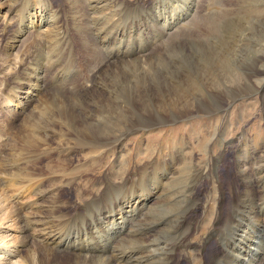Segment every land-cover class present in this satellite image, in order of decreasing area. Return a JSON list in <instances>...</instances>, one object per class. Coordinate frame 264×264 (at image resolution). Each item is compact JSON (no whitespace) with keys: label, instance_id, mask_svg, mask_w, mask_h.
Here are the masks:
<instances>
[{"label":"rangeland","instance_id":"1","mask_svg":"<svg viewBox=\"0 0 264 264\" xmlns=\"http://www.w3.org/2000/svg\"><path fill=\"white\" fill-rule=\"evenodd\" d=\"M95 1L97 11L88 1L52 0L41 17L51 23L52 39L48 26L38 28L45 33L27 28L25 0H7L0 17V238H7L0 240V260L19 261L29 248L38 253L36 243L95 257L82 264L107 263L97 257L109 264H264V0ZM27 89L29 104L16 105ZM43 95L47 103L35 108ZM53 119L74 139L40 129ZM84 141L102 146L77 145ZM182 167L196 195L164 192ZM146 191L155 192L153 207L124 213L125 203ZM111 217L122 218L119 226L109 225ZM246 224L256 230L255 249L248 263H236L226 248L232 231ZM36 227L59 243L39 242ZM128 238L137 240L134 246ZM18 240L30 241L28 247ZM130 253L136 258L129 260Z\"/></svg>","mask_w":264,"mask_h":264},{"label":"bare ground","instance_id":"2","mask_svg":"<svg viewBox=\"0 0 264 264\" xmlns=\"http://www.w3.org/2000/svg\"><path fill=\"white\" fill-rule=\"evenodd\" d=\"M24 1V0H23ZM27 0H25V3L24 4H22V7H23V5H24V7H25V9H26V11L28 12L27 13V15H26V21L28 22V24L30 25L29 27H27L28 29L29 28H31V29H33L34 28V30L36 31V32H39V33H42V32H44L45 33V29L44 30H40V29H38V28H40L41 27V25H45V26H48L49 28H47V29H50V31L48 32H46V37L48 38V39H50L52 36H50V34L51 33H53L52 32V30H51V28L52 27H50L51 25V23L50 24H48L49 22L47 21H45V23L46 24H44V22L42 21V18L41 17H43L42 16V12H45V10H49L48 12H50V10L52 9V7H53V5H52V0H28L29 2H26ZM75 2H74V4L75 5H77V3L78 2H87V3H89L88 4V6L87 7H91V9H96L97 8V5L99 4V3H96V1L95 0H74ZM99 1V0H98ZM123 2H127V0H122ZM15 2V0H12V4ZM86 3V4H87ZM137 4H139V1L137 2ZM11 5V4H10ZM83 5H81V7H82ZM7 8V10L6 11H8V9L10 8L9 7V4H7V0H2V2H1V0H0V17H1V15H2V13H3V10L4 9H6ZM12 8V7H11ZM83 8V7H82ZM99 8V7H98ZM98 8L96 9V11L98 10ZM74 9H77V11L78 10H80L79 8H74ZM85 9V8H84ZM90 9V10H91ZM11 10V9H10ZM83 10V9H82ZM76 11V10H75ZM87 11V10H86ZM85 11V12H86ZM93 11V10H92ZM80 12H82V11H80ZM94 12V11H93ZM47 13V12H46ZM78 13V12H77ZM96 13V12H95ZM47 14H50V13H47ZM47 14H46V16H47ZM91 14H92V12H91ZM87 15V14H86ZM50 16H51V14H50ZM53 16V15H52ZM81 16H84V14L83 15H81ZM88 16H89V12H88ZM45 18V17H44ZM97 18V17H96ZM50 19V18H49ZM48 19V20H49ZM44 20V19H43ZM165 20V19H164ZM82 21V20H81ZM102 21H103V19H102ZM107 21V20H106ZM37 22V23H36ZM165 22V21H164ZM37 24L36 26L34 25V24ZM65 23V22H64ZM90 23V22H89ZM99 24H101L100 22H99ZM54 26V25H53ZM81 27V26H80ZM93 27V26H92ZM18 28V27H17ZM25 28V27H24ZM23 28V29H24ZM104 28V27H103ZM27 29V30H28ZM36 29H38V30H36ZM80 29V28H79ZM82 29V28H81ZM76 30V29H75ZM74 30V31H75ZM81 31V30H80ZM84 32V31H83ZM25 33V32H24ZM27 33V32H26ZM22 28L21 29H19V31L17 32V35L14 37V39H13V41H12V43H11V46H10V52L9 53H11V54H13V52H11V51H14L17 47H18V43H21V41L22 40H20V38H21V36H22ZM62 34V33H61ZM55 35V34H54ZM79 35H80V33H79ZM82 35V34H81ZM109 35V34H108ZM124 35V34H123ZM41 36V35H40ZM45 36V35H44ZM48 36H50V38L48 37ZM23 37V36H22ZM53 38H55V37H53ZM52 39V38H51ZM55 39H57V37L55 38ZM54 39V40H55ZM58 40H60L59 38H58ZM56 41V40H55ZM51 42V41H50ZM89 42V41H88ZM95 42V41H94ZM56 43H57V41H56ZM87 43V42H86ZM45 44V43H44ZM49 44V43H48ZM54 45V44H53ZM56 45V44H55ZM54 45V46H55ZM92 45V44H91ZM50 46V45H49ZM59 46V45H58ZM85 46V45H84ZM90 47V46H89ZM39 48V47H38ZM88 48V47H87ZM85 49V48H84ZM64 51V50H63ZM114 51V50H113ZM87 52V51H86ZM38 53V52H37ZM36 55V54H35ZM100 57V56H99ZM106 60V59H105ZM105 60H104V62H105ZM133 61H141V60H133ZM130 62V61H129ZM211 62V61H210ZM213 62V61H212ZM234 63H235V61H234ZM51 64V63H50ZM105 64V63H104ZM134 64V63H133ZM106 65L107 64H105V67H106ZM123 65V64H122ZM135 65H138L137 67L140 69V64L139 63H135ZM151 65V64H150ZM189 67V66H188ZM99 68V67H98ZM103 69V68H102ZM116 69V68H115ZM10 71V70H9ZM101 71V70H100ZM98 72V71H97ZM220 72V71H219ZM45 77V76H44ZM116 77V76H115ZM158 79V78H157ZM43 81V80H42ZM120 82V81H119ZM32 83V82H31ZM37 84V83H36ZM28 85V84H27ZM37 85H39V84H37ZM24 86V85H23ZM33 86V85H32ZM125 86V85H124ZM27 87V86H26ZM25 87V88H26ZM30 87V86H29ZM22 88V87H21ZM35 88V87H34ZM78 88V87H77ZM104 88V87H103ZM102 88V89H103ZM125 88H127L126 86H125ZM31 89H32V87H31ZM36 89V88H35ZM68 89V88H67ZM28 90V91H27ZM25 92H21V94H22V97H20V98H18V100H17V104L16 105H23V104H25V106H27L28 104H29V100H31V99H29V97H30V91H29V89H27ZM23 91V90H22ZM58 91V90H57ZM61 91H62V89H61ZM67 91V90H66ZM36 92V91H35ZM19 93V92H18ZM101 93V92H100ZM20 94V93H19ZM32 94V93H31ZM37 94V93H36ZM49 94V93H48ZM101 94H104V97H106L107 96V92H105L104 91V93H101ZM14 95V94H13ZM15 95H16V93H15ZM32 95H34V93L32 94ZM38 95V94H37ZM41 95H42V93H41ZM51 95V94H50ZM40 96V95H39ZM38 96V97H39ZM15 97H17V96H15ZM47 98H48V96H47ZM17 99V98H16ZM29 99V100H28ZM36 99V98H35ZM32 100H33V97H32ZM104 100L108 103L109 102V100L107 99V98H104ZM39 102H37V105L35 106V108H37V107H42L43 106V104L45 103H47V99H46V97H45V95H43L39 100H38ZM16 102V101H15ZM32 102V101H31ZM35 104V103H34ZM16 105H15V107H16ZM56 105V104H55ZM31 106V105H30ZM14 108V107H13ZM26 108V107H25ZM34 107L32 108V112L34 111V109H35ZM119 110V112L121 113L122 112V110L120 111V109H118ZM60 111V110H59ZM31 112V113H32ZM40 114V113H39ZM38 114V115H39ZM124 114V113H123ZM121 116V115H120ZM37 119V118H36ZM35 122H36V120H34ZM49 121H51L50 123H49V125H45V126H43V128H40V129H42V130H52V131H55V132H57V134H61V135H67V136H69L71 139L70 140H73L74 139V137H72V132H71V128L69 127V126H67V125H65V123L62 121V120H49ZM156 121V120H155ZM75 122V121H74ZM151 122H154V120H150V121H148V122H145V123H147V124H149V123H151ZM46 123H48V122H46ZM32 124V123H31ZM44 125V124H43ZM41 126V125H40ZM88 127V126H87ZM39 128H37V129H39ZM89 128V127H88ZM47 132V131H46ZM33 135V134H32ZM20 136V135H19ZM122 136V135H121ZM33 138V137H32ZM60 138V137H59ZM120 137H117L116 139H115V137L113 138V139H115L114 140V142L113 143H116L117 142V140L119 139ZM36 139V138H35ZM33 140V139H32ZM40 140V139H39ZM42 140V139H41ZM68 140V139H67ZM66 140V141H67ZM104 140V139H103ZM28 141V140H27ZM60 141H62V139L60 140ZM29 142V141H28ZM85 142V141H84ZM31 143V142H30ZM29 143V145H31ZM41 143V142H40ZM61 143V142H60ZM63 143H67V142H65V141H63ZM109 143V142H108ZM113 143H111V144H113ZM32 144H35L34 142L32 143ZM61 145V144H60ZM77 145H83V146H86V147H89V146H91V147H99V146H102V145H97V144H90L89 142L87 143V142H85L84 144L83 143H77ZM95 145V146H94ZM97 145V146H96ZM62 146V145H61ZM109 147V146H108ZM46 148V147H45ZM103 149H105V148H103ZM107 149V148H106ZM94 150V149H93ZM100 150V149H99ZM92 152H94V151H92ZM19 158V157H18ZM19 162V161H18ZM155 167V166H154ZM146 168V167H145ZM158 168V167H157ZM183 168L184 167H182L181 168V171H180V174L181 175H178L177 177H173L172 178V180L170 181V185H169V187L168 188H166L165 189V193L166 192H168V191H170V190H172V189H176V190H178L179 191V187H182V192L180 191V192H176V193H178L176 196H183L182 195V193L184 192V190L186 191V192H189V193H195V195H196V188L195 187H188V186H185L186 185V183H184V182H186L187 180H185L184 179V176L185 175H183L182 173H184L183 172ZM217 168V167H216ZM160 168H158V170H159ZM185 169V168H184ZM186 170H187V168H186ZM140 171H141V169H140ZM156 171H157V169H156ZM171 174V173H170ZM73 175V174H72ZM198 175V174H197ZM33 176V175H32ZM153 176V175H152ZM190 176V175H189ZM28 177V176H27ZM198 177V176H197ZM70 178V177H69ZM125 178V177H124ZM29 179V178H28ZM27 179V180H28ZM33 179V178H32ZM150 179V178H149ZM151 179H152V177H151ZM189 179V178H188ZM26 180V179H25ZM24 180V181H25ZM122 180V179H121ZM120 180V181H121ZM126 180H128V179H126ZM30 181V180H29ZM163 181V180H162ZM28 182V181H27ZM73 182V181H72ZM122 182V181H121ZM132 182V181H131ZM21 183V182H20ZM19 183V184H20ZM26 183V182H25ZM24 183V184H25ZM109 183V182H108ZM159 183H161V181L159 182ZM192 183V182H191ZM30 184V183H29ZM158 184V183H157ZM180 184H182V186H180ZM160 184H158V186H159ZM162 185V184H161ZM165 186L167 185V184H164ZM197 185V184H196ZM243 185V189L246 187V186H248V185H246V184H242ZM151 186V185H150ZM163 186V185H162ZM200 186V185H199ZM145 187V186H144ZM153 187H154V185H153ZM142 188V187H141ZM154 188H156V187H154ZM163 188V187H162ZM149 189V188H148ZM147 189V190H148ZM160 189V188H159ZM164 189V188H163ZM253 189V188H252ZM142 190V189H141ZM158 190V189H157ZM136 191V190H135ZM139 191V190H138ZM229 191H230V195H231V198H233V199H236L237 197H238V194H239V187H237V185H236V183L234 182V180L233 181H231V183H230V187H229ZM251 191V190H250ZM132 192V191H131ZM134 192V191H133ZM145 192V190L144 191H142V193H144ZM147 192V191H146ZM163 192V191H162ZM199 192V191H198ZM135 193H137L138 194V192H135ZM140 193V192H139ZM141 193V194H142ZM157 193V192H156ZM158 193H160V192H158ZM171 193H173V195L175 194V191H173L172 190V192ZM220 193H222V192H220ZM244 193V192H243ZM134 194V193H133ZM139 195L138 194V196H132V198L130 199V200H128L126 203H125V205L126 206H124V207H126V208H124V209H126V212H124V213H127V214H131V215H133L132 213H133V211H135V210H139L138 212L140 213V210L141 209H139L138 207H141V208H143V207H145V208H149L150 206H152V204L149 202V200L151 199H153V197L155 196V192H147V193H145V194H143V195ZM167 194H169V192L167 193ZM130 195H132V194H130ZM160 195V194H159ZM170 195H172V194H170ZM16 196V195H15ZM156 196H158L157 194H156ZM162 196V195H161ZM166 197L167 196V198H168V195H166V194H164L163 195V197ZM179 196H178V198H179ZM193 196V195H192ZM129 197V196H128ZM159 197V196H158ZM162 198V197H161ZM169 198H170V196H169ZM169 198H168V200H169ZM182 198V197H181ZM184 198V197H183ZM250 198V197H249ZM125 199V198H124ZM127 199V198H126ZM156 199V198H155ZM159 199H160V197H159ZM165 199V198H164ZM164 199H162V200H157V202L158 201H161V203H162V201H164ZM174 199H175V197H174ZM259 199V198H258ZM168 200H167V203H168ZM176 200V199H175ZM179 200V199H178ZM197 200V199H196ZM196 200L194 201V202H196ZM248 200V199H247ZM250 200V199H249ZM184 201V200H183ZM154 202V201H153ZM152 202V203H153ZM165 202V201H164ZM175 202H177V201H175ZM179 202L180 201H178V203H176V204H179ZM193 202V203H194ZM229 202V201H228ZM119 203V202H118ZM117 203V204H118ZM121 203V202H120ZM154 203H156V202H154ZM153 203V204H154ZM166 203V202H165ZM164 203V204H165ZM174 203V202H173ZM197 203V202H196ZM252 203V202H251ZM169 204V203H168ZM176 204H175V206H176ZM259 204V203H258ZM258 204H256V205H258ZM261 205H262V207H263V210L262 211H264V200L260 203ZM37 205V204H36ZM124 205V204H123ZM170 205V204H169ZM180 205H181V203H180ZM251 204H249V206H250ZM155 206H157V204L155 205ZM161 206L163 207V205L161 204ZM168 206V205H167ZM167 206H166V209H167ZM174 206V205H173ZM253 206V205H252ZM20 207V206H19ZM67 207V206H66ZM119 207V206H118ZM153 207V206H152ZM158 207V206H157ZM165 207V206H164ZM163 207V208H164ZM170 207V206H169ZM169 207H168V209H169ZM225 207V206H224ZM240 207V206H239ZM248 207V206H247ZM254 207V206H253ZM261 207V208H262ZM120 208V207H119ZM156 207H154L153 208V210L155 209ZM159 208V207H158ZM158 208H156L155 209V211L154 212H156V210L158 209ZM161 208V207H160ZM173 208V207H172ZM172 208H170V209H172ZM175 208V207H174ZM173 208V209H174ZM177 208V207H176ZM237 208V207H236ZM241 208V207H240ZM245 208V207H244ZM256 208V207H255ZM22 209V208H21ZM20 209V210H21ZM36 209V208H35ZM54 209V208H53ZM121 209H122V207H121ZM144 209V208H143ZM166 209H164V210H166ZM201 209V208H200ZM150 210V209H149ZM148 210V211H149ZM153 210L151 211V213L153 212ZM159 210H161V209H159ZM158 210V211H159ZM192 210V209H191ZM255 210V209H254ZM254 210H252V211H254ZM54 211V210H53ZM125 211V210H124ZM144 211H146V210H144ZM143 211V212H144ZM244 211V210H243ZM246 211V210H245ZM252 211H250L249 210V212H252ZM260 211V210H259ZM261 211V212H262ZM30 212V211H29ZM122 212H123V209H122ZM142 212V211H141ZM153 212V213H154ZM185 212V211H184ZM242 212V211H241ZM249 212H248V214H249ZM31 213V212H30ZM58 213V212H57ZM119 213H120V210H119ZM118 213V214H119ZM150 213V214H151ZM157 213V212H156ZM187 213V212H186ZM188 213H189V210H188ZM187 213V214H188ZM197 213V212H196ZM195 213V214H196ZM253 213V212H252ZM264 213V212H263ZM62 214V213H61ZM134 214H136L135 212H134ZM142 214V213H141ZM150 214H148V215H150ZM194 214V215H195ZM143 215H144V213H143ZM193 215V214H192ZM250 215V214H249ZM66 216V215H65ZM119 216V215H118ZM123 216V215H122ZM121 216V217H122ZM128 217L130 216V215H127ZM146 216V215H145ZM144 216V217H145ZM151 216V215H150ZM254 216H256L255 214H254ZM262 216V215H261ZM31 217V216H30ZM67 217V216H66ZM121 217H119V219L118 218H115V217H111L110 219H107L108 221V223H109V225H112L113 227L117 224L118 226H119V224H118V222H120L119 220H121L122 218ZM124 217V216H123ZM153 216H151V218H152ZM172 217V219H174L175 217H173V216H171ZM184 217V216H183ZM182 217V218H183ZM238 217V216H237ZM250 217H251V215H250ZM25 218V217H24ZM36 217H34L33 219H35ZM38 218V217H37ZM107 218V217H106ZM126 218V217H125ZM136 218V217H135ZM139 218V217H138ZM137 218V219H138ZM148 218V217H147ZM146 217H145V219H147ZM169 218H170V216H169ZM185 218H187L186 216H185ZM189 218H190V220L192 221V222H195L196 223V221H194L195 220V218H191V214H189ZM241 218H243V217H241ZM252 218V217H251ZM250 218V219H251ZM261 218V217H260ZM56 219H57V216H56ZM58 219H59V217H58ZM60 219H61V217H60ZM59 219V220H60ZM126 219H128V218H126ZM150 219V218H149ZM154 219V218H153ZM152 219V220H153ZM245 219V218H244ZM248 219H249V217H248ZM249 219V220H250ZM21 220V219H20ZM36 220H38V219H35V221ZM44 220V219H43ZM55 220V219H54ZM58 220V221H59ZM129 220H132V218H130ZM156 220V219H155ZM158 220V219H157ZM165 220V219H164ZM170 220V219H169ZM243 220V219H242ZM247 220V219H246ZM253 220V219H252ZM255 220V219H254ZM262 220V219H261ZM31 220L29 219V222H30ZM57 221V222H58ZM118 221V222H117ZM123 221H124V219H123ZM134 221V220H133ZM144 221V220H143ZM142 221V222H143ZM159 221V220H158ZM157 221V222H158ZM167 222H168V219L166 220ZM170 221H174V220H170ZM169 221V222H170ZM187 221V220H186ZM232 221V220H231ZM257 221H259V220H257ZM262 221H264V220H262ZM33 222H34V220H33ZM39 222V221H38ZM37 222V223H38ZM44 222V221H43ZM56 222V223H57ZM60 222V221H59ZM70 222V221H69ZM124 222H126V221H124ZM141 222V221H140ZM150 222V221H149ZM161 222H162V220H161ZM165 222V221H164ZM166 222V223H167ZM172 222H170L171 224H172ZM175 222V221H174ZM177 222V221H176ZM189 222V221H188ZM186 223L185 222V220H182V225H186V224H190V223ZM252 222V221H251ZM40 223H42V221L40 222ZM51 223H52V221H51ZM123 223V222H122ZM121 223V224H122ZM178 223V222H177ZM195 223H193V224H195ZM247 223H248V221H247ZM260 223V222H259ZM31 224H33L34 225V223H32V221H31ZM45 224V223H44ZM47 224V223H46ZM55 224V223H54ZM53 224V225H54ZM150 224V223H149ZM149 224H146V226L148 225V227L150 226ZM161 224V223H160ZM174 224V223H173ZM192 224V223H191ZM191 224H190V226H191ZM192 224V226H195V225H193ZM220 224V223H219ZM252 224V223H251ZM36 225V224H35ZM38 225V224H37ZM40 225V224H39ZM48 225V224H47ZM57 224H55V226H56ZM158 225H159V223H158ZM163 225H165L164 223H163ZM167 225V224H166ZM176 225V224H175ZM181 225V227H179V228H181L182 229V226ZM225 225V224H224ZM249 224H246L245 226H243V227H241L242 228V230H233L232 231V235H231V238H230V241H229V244H228V247L226 248V246L227 245H225V248L227 249V251L230 253V255H231V257L235 260V262L236 263H248V256H247V252H249V251H253L255 248H252L251 249V247L252 246H254V231L253 230H255V228L252 230V228L249 226ZM252 225H254V224H252ZM260 225V224H259ZM258 225V226H259ZM8 226V225H7ZM7 226H4V228H8ZM44 227H45V225H43ZM50 226V225H49ZM48 226V227H49ZM54 226V227H55ZM121 226V225H120ZM129 227H130V223H129V225H128ZM152 226H153V224H152ZM155 226H157L156 224H155ZM173 226V225H172ZM179 226H180V223H179ZM191 226V227H192ZM256 227H257V225H255ZM262 227L264 226L263 224L261 225ZM34 227V226H33ZM51 227H52V225H51ZM121 227H123V225L121 226ZM159 227V226H158ZM164 227V226H163ZM162 227V228H163ZM186 226H184V228H185ZM188 227V226H187ZM1 228V227H0ZM28 228V227H27ZM37 228V227H36ZM35 228V229H36ZM112 228V227H111ZM151 229H152V227H150ZM150 228H149V231H151L150 230ZM230 228H232V227H230ZM246 228H249L250 229V231H247V229ZM260 228V227H259ZM29 229V228H28ZM31 229V228H30ZM53 229H55V228H53ZM116 229V228H115ZM156 229V228H155ZM159 229H161V228H159ZM186 229V228H185ZM188 229V228H187ZM237 229V228H236ZM257 229V228H256ZM261 229V228H260ZM263 229V228H262ZM33 230V229H32ZM36 230H38V228L36 229ZM51 230V229H50ZM110 230V229H109ZM128 230H130V229H128ZM153 230V229H152ZM174 230V229H173ZM177 230V229H176ZM175 230V231H176ZM190 230H191V228H190ZM110 231H112V230H110ZM109 231V232H110ZM147 231V230H146ZM161 231V230H160ZM160 231H159V233H160ZM182 231V230H181ZM192 231V230H191ZM256 231V230H255ZM263 231V230H262ZM5 232V231H4ZM55 232V231H54ZM140 232H142V231H140ZM148 232V231H147ZM151 232H153V231H151ZM158 232V231H157ZM156 232V233H157ZM236 232H239L238 233V235H236V237H237V240H235L234 241V239H236V238H234V236H235V233ZM252 232V234H250ZM60 233V232H59ZM111 233V232H110ZM134 233V232H133ZM132 233V234H133ZM148 233H150V232H148ZM154 234H155V231L153 232ZM158 233V234H159ZM164 233V232H163ZM162 233V234H163ZM54 233H52L51 234V231H49V230H47L46 228H42L41 230H38V232L35 234V238H37V240L39 241V242H42V244L43 243H45V244H50V243H54V244H58L59 242H55V239L56 238H54L53 239V237H52V235H53ZM62 234V233H61ZM131 234V233H130ZM170 234V233H169ZM176 234V233H175ZM174 234V235H175ZM31 235V234H30ZM57 235H58V233H57ZM64 235V234H63ZM128 235V234H127ZM139 235V234H138ZM150 235V234H149ZM226 235V234H225ZM7 236V235H6ZM58 236H60V235H58ZM66 236V235H65ZM147 236V235H146ZM173 236V235H172ZM186 236V235H185ZM187 236H190V235H187ZM257 236V235H256ZM148 237V236H147ZM146 237V238H147ZM160 237H161V235H160ZM166 237V236H165ZM211 237V236H210ZM225 237V236H224ZM6 238V237H5ZM5 238L3 239V238H0V240L2 239V242L5 240ZM65 238H67V237H64V239ZM87 238V237H86ZM145 238V239H146ZM150 238V237H149ZM188 238V237H187ZM243 238H244V240H243ZM10 239V238H9ZM33 239H34V237H33ZM64 239H62L63 241H64ZM144 239V240H145ZM160 239V238H159ZM159 239H156L155 241H153V242H158L159 241ZM225 239H226V237H225ZM6 240H7V238H6ZM74 240V239H73ZM139 240V239H138ZM148 240V239H147ZM182 240V239H181ZM241 240H243V242H241ZM27 241V242H26ZM36 241V240H35ZM57 241H59V240H57ZM130 244H132V245H130V244H128V245H130V247L131 246H134V241L135 242H137V240H135L134 238H128V240H127ZM148 241H150V240H148ZM151 241H152V239H151ZM18 243H21V241L20 240H18L17 241ZM26 242V243H25ZM25 242L24 243H21L23 246H26V247H28V245H29V242L30 241H28V240H25ZM33 242V241H32ZM65 242H67V241H65ZM69 242V241H68ZM70 242H72V241H70ZM184 242V241H183ZM1 243V242H0ZM17 243V244H18ZM76 243V242H75ZM227 243V242H226ZM5 244V243H4ZM4 244H1V245H4ZM34 244V243H33ZM65 244H67V243H65ZM64 244V245H65ZM156 244V243H155ZM154 244V246H153V244H151L153 247H155L156 245ZM158 244V243H157ZM164 244V243H163ZM0 245V246H1ZM35 245H36V247H37V250H38V253H31L29 250H30V248H29V250H28V252H27V254H25L19 261L16 259L15 261H11V259H8V261H3L2 259V261L0 260V264H7L8 262V264H56L55 262H59L58 264H60V261L58 260V259H62V261H64L65 260V263L64 264H76V263H79V264H82V263H89V262H91V260H94V258L95 257H88V256H77V255H71L72 254V252H71V254L69 255V254H63V252L61 253V252H59V251H54V250H52V249H50V248H46V247H43V246H39V245H37L36 243H35ZM53 245V244H52ZM64 245H62V246H64ZM70 245V244H69ZM76 245V244H75ZM94 245V244H93ZM159 245V244H158ZM165 245V244H164ZM51 246V245H50ZM88 246V245H87ZM136 246V245H135ZM144 246V245H143ZM151 246V247H152ZM178 246V245H177ZM188 246V245H187ZM7 247V246H6ZM53 247H55L54 245H53ZM57 247V246H56ZM68 247V246H67ZM129 247V248H130ZM144 247H146V246H144ZM149 247V246H148ZM152 247V248H153ZM181 247H182V245H181ZM191 247V246H190ZM32 248V247H31ZM61 248V247H60ZM69 248V247H68ZM133 248V247H132ZM131 248V249H132ZM134 248H136V247H134ZM140 248V247H139ZM258 248V247H257ZM8 249V248H7ZM92 249V248H91ZM94 249V248H93ZM259 249V248H258ZM11 250V249H10ZM9 250V251H10ZM86 250H88V249H86ZM128 250V249H127ZM166 250H168V249H166ZM173 250V249H172ZM6 251V250H5ZM8 251V250H7ZM36 251V250H35ZM67 251V250H66ZM93 251V250H92ZM132 252H133V250H131ZM137 251H138V248H137ZM148 251V250H147ZM225 251V250H224ZM12 252H13V250H12ZM11 252V253H12ZM136 252V251H135ZM164 252V251H163ZM259 252V251H258ZM4 253V252H3ZM78 253V252H77ZM137 253V252H136ZM136 253H135V255H136ZM145 253V252H144ZM150 253V252H149ZM76 254V253H75ZM85 254V253H84ZM86 254H88V253H86ZM92 254V253H91ZM101 254V253H100ZM99 254V255H100ZM133 254H134V252H133ZM133 254L132 253H130L129 254V256H128V258H129V260H131V259H134V257H133ZM168 254H169V252H168ZM4 255H5V253H4ZM7 255V254H6ZM8 255H10V254H8ZM95 255V254H94ZM96 255H98V253L96 254ZM117 255V254H116ZM122 255V254H121ZM139 255H141V254H139ZM142 255H145V254H142ZM150 255V254H149ZM11 256V255H10ZM9 256V257H10ZM16 256V255H15ZM146 256V255H145ZM161 256V255H160ZM163 256V255H162ZM181 256V255H180ZM220 256V255H219ZM5 257V256H4ZM8 257V258H9ZM140 257V256H139ZM138 257V258H139ZM17 258V257H16ZM98 258V260L101 262H103V260H106L107 261V263L106 264H109V261L106 259V258H103V257H97ZM136 258V257H135ZM146 258V257H145ZM168 258V257H167ZM215 258V257H214ZM255 258V257H254ZM258 258V257H257ZM260 258V257H259ZM263 258V257H262ZM12 259H13V256H12ZM73 259V261H71ZM123 259V258H122ZM125 259H126V257H125ZM142 259H144V258H142ZM155 259V258H154ZM163 259V258H162ZM172 259V258H171ZM179 259H181V258H179ZM253 259V258H252ZM10 260V261H9ZM111 260V259H110ZM113 260V259H112ZM127 260V259H126ZM136 260V259H135ZM139 260V259H138ZM144 260H146V259H144ZM149 260V259H148ZM215 260V259H214ZM249 260H250V257H249ZM150 261V260H149ZM168 261V260H167ZM166 261V262H167ZM178 261V260H177ZM211 261V260H210ZM255 261V260H254ZM71 262V263H70ZM99 262V263H100ZM132 262H133V260H132ZM136 262V261H135ZM152 262V261H151ZM160 262H162V261H160ZM214 261H212V263H213ZM249 262H252V261H249ZM127 263V262H126ZM125 263V264H126ZM145 263V262H144ZM173 263V262H172ZM216 263V262H215ZM260 262H258V264H259ZM63 264V263H62ZM101 264V263H100ZM117 264V263H116ZM128 264V263H127ZM136 264H141V263H138V261H137V263ZM155 264V263H154ZM171 264V263H170ZM214 264V263H213ZM227 264V263H226ZM230 264V263H229ZM233 264V263H232Z\"/></svg>","mask_w":264,"mask_h":264}]
</instances>
